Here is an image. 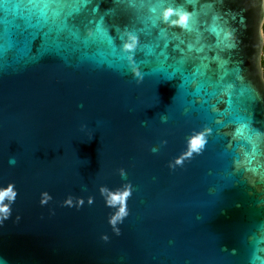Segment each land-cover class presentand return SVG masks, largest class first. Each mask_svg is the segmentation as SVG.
Segmentation results:
<instances>
[{
  "label": "water",
  "instance_id": "95a60500",
  "mask_svg": "<svg viewBox=\"0 0 264 264\" xmlns=\"http://www.w3.org/2000/svg\"><path fill=\"white\" fill-rule=\"evenodd\" d=\"M263 52L264 0H0V264H264Z\"/></svg>",
  "mask_w": 264,
  "mask_h": 264
},
{
  "label": "clouds",
  "instance_id": "9594fccd",
  "mask_svg": "<svg viewBox=\"0 0 264 264\" xmlns=\"http://www.w3.org/2000/svg\"><path fill=\"white\" fill-rule=\"evenodd\" d=\"M137 40V38L135 36H129V39L127 41L124 42V48L125 49H132L135 47V41ZM131 60V57L129 58ZM131 71L133 72V74L136 77H141V72L138 70V68H136L135 66H133L131 68ZM10 163H14V160H10ZM124 210L121 209V212H123Z\"/></svg>",
  "mask_w": 264,
  "mask_h": 264
},
{
  "label": "rangeland",
  "instance_id": "374dc122",
  "mask_svg": "<svg viewBox=\"0 0 264 264\" xmlns=\"http://www.w3.org/2000/svg\"><path fill=\"white\" fill-rule=\"evenodd\" d=\"M263 62H264V52H263V60H262ZM264 67V66H263Z\"/></svg>",
  "mask_w": 264,
  "mask_h": 264
},
{
  "label": "snow or ice",
  "instance_id": "6c2138e0",
  "mask_svg": "<svg viewBox=\"0 0 264 264\" xmlns=\"http://www.w3.org/2000/svg\"><path fill=\"white\" fill-rule=\"evenodd\" d=\"M193 146H194V147L196 146V145H195V142H194ZM0 195H2V194H0Z\"/></svg>",
  "mask_w": 264,
  "mask_h": 264
},
{
  "label": "trees",
  "instance_id": "16d2710c",
  "mask_svg": "<svg viewBox=\"0 0 264 264\" xmlns=\"http://www.w3.org/2000/svg\"><path fill=\"white\" fill-rule=\"evenodd\" d=\"M262 64H263V66H264V62L262 61ZM264 68V67H263Z\"/></svg>",
  "mask_w": 264,
  "mask_h": 264
}]
</instances>
